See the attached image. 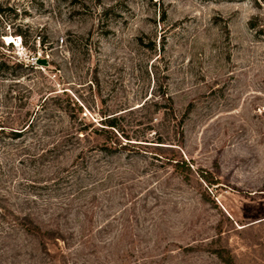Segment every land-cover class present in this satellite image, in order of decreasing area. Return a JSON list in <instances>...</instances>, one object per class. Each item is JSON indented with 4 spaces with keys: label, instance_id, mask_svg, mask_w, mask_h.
I'll list each match as a JSON object with an SVG mask.
<instances>
[{
    "label": "rangeland",
    "instance_id": "374dc122",
    "mask_svg": "<svg viewBox=\"0 0 264 264\" xmlns=\"http://www.w3.org/2000/svg\"><path fill=\"white\" fill-rule=\"evenodd\" d=\"M0 9V58L37 66L20 78L25 109L56 96L67 114L55 120L67 127L69 116L91 123L153 102L160 87L184 117L180 154L192 166L183 174L189 180L149 167L134 211L115 179L101 187L99 203L75 196L79 221L92 232L106 223L112 232L102 240H119L107 255L111 264H222L209 252L216 247L235 264H264V0H0ZM18 27L26 46L6 41L19 37ZM7 86L0 83V96ZM133 166L103 163L110 172ZM25 168L28 179H45ZM42 183L43 198L69 197L63 185ZM126 220L129 228L114 237ZM1 248L0 264H8ZM91 249L82 258L95 264Z\"/></svg>",
    "mask_w": 264,
    "mask_h": 264
},
{
    "label": "trees",
    "instance_id": "16d2710c",
    "mask_svg": "<svg viewBox=\"0 0 264 264\" xmlns=\"http://www.w3.org/2000/svg\"><path fill=\"white\" fill-rule=\"evenodd\" d=\"M6 10L12 12V9ZM1 14L4 15L2 9ZM15 32L21 44L26 46L27 36L20 27ZM39 40L40 37L36 44ZM0 47L3 48L1 44ZM36 67L19 60L0 58V83L8 85L4 95L0 96L1 250L8 253V264H90L83 261L82 255L86 256L93 248L91 254L95 252L97 256L95 264H111L107 255L111 252V243L119 240H102L112 232L106 223L92 232L79 221L81 212L74 205L75 196L87 195L83 203H99L98 195L104 192L101 187L115 179L117 188L129 192L126 204L134 211L137 194L147 190L140 174L146 173L149 167L171 169V173L178 176L192 172L189 161L180 154L184 142V117L176 115L172 99L158 87L153 102L148 99L134 107L102 113L99 120L91 123L82 117L69 116V125L63 127L55 120L56 114H67L55 103L58 97L42 98L32 111L24 107V97L19 91L22 89L20 78L27 71H35ZM162 106L167 110L160 111ZM160 114L161 121L157 123L156 117ZM69 154H73L72 162L62 166L60 158ZM107 160L134 163V168L105 171L103 163ZM139 162L145 164L142 171L136 168ZM26 164L31 171L36 170L34 176L46 173L45 179H28ZM42 165L46 171L41 173L39 166ZM182 180L189 178L183 175ZM42 182H51L54 187L63 185L69 197L56 199L47 194L43 198L46 187ZM83 207L86 208L84 204ZM127 211L124 208V213ZM71 212H74L73 220L70 219ZM88 213L89 210H84L82 217L86 219ZM128 228V220L115 226L114 237ZM95 238L92 245L90 241ZM209 252L222 264H235L233 255L226 248L216 247ZM116 259L124 260L123 257Z\"/></svg>",
    "mask_w": 264,
    "mask_h": 264
},
{
    "label": "built area",
    "instance_id": "2783aa9c",
    "mask_svg": "<svg viewBox=\"0 0 264 264\" xmlns=\"http://www.w3.org/2000/svg\"><path fill=\"white\" fill-rule=\"evenodd\" d=\"M9 38H11V42L12 43H14L15 45H17V46H19V45H21V39H20V37H18V38H12V37H9ZM9 44V43H8ZM33 60H35L34 62H35V64H36V61L38 60V58H35V59H33Z\"/></svg>",
    "mask_w": 264,
    "mask_h": 264
},
{
    "label": "water",
    "instance_id": "95a60500",
    "mask_svg": "<svg viewBox=\"0 0 264 264\" xmlns=\"http://www.w3.org/2000/svg\"><path fill=\"white\" fill-rule=\"evenodd\" d=\"M36 64H37L38 66H42V67H47V66H48L47 61L44 60V59H38V60L36 61Z\"/></svg>",
    "mask_w": 264,
    "mask_h": 264
}]
</instances>
